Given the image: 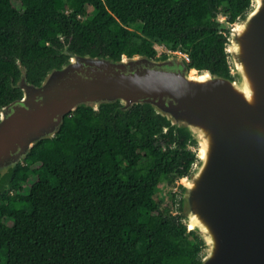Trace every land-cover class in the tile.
<instances>
[{
  "label": "trees",
  "instance_id": "1",
  "mask_svg": "<svg viewBox=\"0 0 264 264\" xmlns=\"http://www.w3.org/2000/svg\"><path fill=\"white\" fill-rule=\"evenodd\" d=\"M252 0H0V108L22 98L16 60L39 84L68 57L187 54L190 69L230 76L231 23ZM92 9L93 13L89 10ZM156 46L167 51L158 57ZM79 108L52 140L36 145L0 192V264H199L203 243L189 231L177 193L159 200L197 162L186 134L152 108ZM181 188V186H179ZM13 220V226L5 224Z\"/></svg>",
  "mask_w": 264,
  "mask_h": 264
},
{
  "label": "water",
  "instance_id": "2",
  "mask_svg": "<svg viewBox=\"0 0 264 264\" xmlns=\"http://www.w3.org/2000/svg\"><path fill=\"white\" fill-rule=\"evenodd\" d=\"M216 22L228 39L230 76L190 69L178 53L112 58L65 46L68 61L34 84L18 58L13 87L22 98L0 108V192L69 113L147 106L197 149L178 197L185 225L203 243L199 264H264V0H252L235 23L220 13Z\"/></svg>",
  "mask_w": 264,
  "mask_h": 264
},
{
  "label": "rangeland",
  "instance_id": "3",
  "mask_svg": "<svg viewBox=\"0 0 264 264\" xmlns=\"http://www.w3.org/2000/svg\"><path fill=\"white\" fill-rule=\"evenodd\" d=\"M91 13H93V10L90 9L89 10ZM156 49L158 51V57H161V55H163V53H166L167 51L165 50L164 47L161 46H156ZM170 54V53H168ZM180 55V53H178ZM197 149H195L196 151ZM181 185V181H178L175 185L169 186L167 182L163 183L161 185V187L159 188V192H158V199L162 201L163 205L167 204V205H172V196L174 195V193H177L176 197L179 203V194L181 191V188L179 187ZM5 224L9 227L13 226V220L11 219H7L5 221Z\"/></svg>",
  "mask_w": 264,
  "mask_h": 264
},
{
  "label": "built area",
  "instance_id": "4",
  "mask_svg": "<svg viewBox=\"0 0 264 264\" xmlns=\"http://www.w3.org/2000/svg\"><path fill=\"white\" fill-rule=\"evenodd\" d=\"M184 56V59L185 61L189 62L190 61V58L187 54H182Z\"/></svg>",
  "mask_w": 264,
  "mask_h": 264
}]
</instances>
